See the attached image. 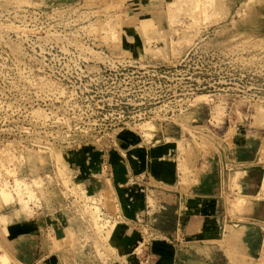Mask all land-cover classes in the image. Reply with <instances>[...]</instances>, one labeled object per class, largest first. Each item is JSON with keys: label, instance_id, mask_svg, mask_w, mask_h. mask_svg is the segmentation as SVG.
Listing matches in <instances>:
<instances>
[{"label": "rangeland", "instance_id": "obj_1", "mask_svg": "<svg viewBox=\"0 0 264 264\" xmlns=\"http://www.w3.org/2000/svg\"><path fill=\"white\" fill-rule=\"evenodd\" d=\"M171 139L228 160L244 146L262 167L249 200L233 179L217 252L264 264V0H0V238L59 215L74 251L100 259L111 225L72 158Z\"/></svg>", "mask_w": 264, "mask_h": 264}, {"label": "crops", "instance_id": "obj_2", "mask_svg": "<svg viewBox=\"0 0 264 264\" xmlns=\"http://www.w3.org/2000/svg\"><path fill=\"white\" fill-rule=\"evenodd\" d=\"M231 150L228 160L226 155H201L175 139L149 146L123 140L76 154L71 160L76 182L90 197L103 200L102 215L111 225L107 253L97 259L74 251L71 229L57 215L8 222L0 243L9 254L0 257L7 264L226 263L217 251L234 232L228 203L232 181L238 179L241 197L249 200L262 169L248 165L246 147ZM223 157L229 165H219ZM242 216V232L249 234L248 208ZM10 228H15L12 235ZM208 249L213 251L209 259L203 257Z\"/></svg>", "mask_w": 264, "mask_h": 264}]
</instances>
